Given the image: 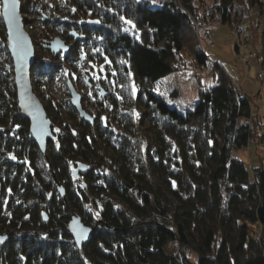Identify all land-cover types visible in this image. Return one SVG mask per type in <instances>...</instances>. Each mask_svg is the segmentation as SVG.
<instances>
[{
	"label": "trees",
	"instance_id": "16d2710c",
	"mask_svg": "<svg viewBox=\"0 0 264 264\" xmlns=\"http://www.w3.org/2000/svg\"><path fill=\"white\" fill-rule=\"evenodd\" d=\"M250 1L264 16V0ZM21 3L23 14L29 5L36 12V3ZM62 3L52 8L69 18L52 11L51 23L64 29L69 48L55 55L44 46L51 53L43 56L32 38V85L41 89L65 64L91 58L107 69L97 82L101 105L90 111V124L69 99L73 123L57 134L60 112L49 98L43 105L54 139L41 152L19 107L0 0V234L7 236L0 264H264V170L249 171L236 157L251 140L264 143L254 97L219 63L215 85L200 87L192 111L181 113L155 93L159 81L188 68L185 53L209 65L190 15L193 0ZM234 4L219 0L220 25L232 23ZM261 43L264 70V29ZM82 165L87 170L75 177ZM73 214L94 227L82 248L68 232Z\"/></svg>",
	"mask_w": 264,
	"mask_h": 264
},
{
	"label": "rangeland",
	"instance_id": "374dc122",
	"mask_svg": "<svg viewBox=\"0 0 264 264\" xmlns=\"http://www.w3.org/2000/svg\"><path fill=\"white\" fill-rule=\"evenodd\" d=\"M29 1L36 3L37 7L35 8L36 12H32L34 6L29 5L28 11L30 12L23 14L24 21L26 20V30L38 43L39 54L49 55L51 52L43 47L50 45V37L68 41L64 37V29L59 27L60 25L51 23V20L54 19L52 11H56L63 20L69 18V11L53 10L52 5L63 6V0ZM146 1L151 2L150 4L154 7H160L163 2L169 0ZM193 2L196 9L195 6H192L195 11L194 13L190 12V15L196 20L195 35L197 42L199 41L210 59L209 65L202 67L194 61L190 52L185 53L181 65L185 59L187 63L185 67L188 66V68L159 81L155 86V93L162 97L171 108H176L181 113L192 111L199 99L200 87L209 88L215 85L214 63H219L238 89L254 97V113L259 115L264 122V70L258 59L262 52L261 36L264 29V16L261 15L257 6L252 5L250 0H235L232 23L220 25L221 15L216 12L219 0H193ZM251 54H255L256 57L251 59L250 67L246 68L242 59L246 58L247 60ZM97 62L99 61L87 58L77 66L67 63L52 79L41 80V89H36L33 86L35 94L43 104L46 105L51 98L57 106L60 112L55 129L57 134L63 131L66 123L70 125L73 123L68 114L67 101L71 99L68 82H72L76 90L85 97V105L89 113L92 114L90 111L95 113L97 106L101 105V90L97 82L102 77H106L107 69L104 64ZM71 72H73L72 75ZM129 79L130 83L133 82L131 77ZM132 87L135 90V81ZM119 96L124 99L123 90L119 91ZM126 102L123 100V106ZM108 108L110 109V105ZM85 110L87 111L86 108ZM263 144V142L256 143L251 140L248 148L236 153V157L246 163L249 171L261 165L264 170ZM260 157L263 158V161ZM168 250L175 252L177 246L173 244ZM188 255L193 262L198 261L197 253L188 252Z\"/></svg>",
	"mask_w": 264,
	"mask_h": 264
},
{
	"label": "water",
	"instance_id": "95a60500",
	"mask_svg": "<svg viewBox=\"0 0 264 264\" xmlns=\"http://www.w3.org/2000/svg\"><path fill=\"white\" fill-rule=\"evenodd\" d=\"M2 1V16L7 31L8 49L14 63L15 84L17 89V99L19 107L24 117L30 121L31 135L38 145L41 152L46 155L50 141L54 139L51 121L47 117L46 109L34 92L32 85V70L36 61V51L32 37L26 30V23L22 13L21 0H15L14 10H10L14 19L10 22L9 15L5 13ZM71 37L79 39L75 33ZM69 48L66 41L61 38H55L47 49L53 54L59 55ZM68 88L71 94V103L78 111L80 118L93 124L94 117L83 107L82 95L76 90L72 82H68ZM87 167L82 165L74 170L77 177L78 172H84ZM55 177V175H54ZM56 180V177H55ZM60 195L65 198L66 191L56 180ZM44 222H49L47 213L43 214ZM68 232L79 248L89 242L94 233V227L86 225L78 214H73L68 224ZM7 236L0 234V245L5 244Z\"/></svg>",
	"mask_w": 264,
	"mask_h": 264
},
{
	"label": "snow or ice",
	"instance_id": "6c2138e0",
	"mask_svg": "<svg viewBox=\"0 0 264 264\" xmlns=\"http://www.w3.org/2000/svg\"><path fill=\"white\" fill-rule=\"evenodd\" d=\"M3 4H4L5 13L9 15V21L11 22L14 19V17L11 15L10 10H14L15 0H3ZM125 22L131 24V21H125Z\"/></svg>",
	"mask_w": 264,
	"mask_h": 264
},
{
	"label": "built area",
	"instance_id": "2783aa9c",
	"mask_svg": "<svg viewBox=\"0 0 264 264\" xmlns=\"http://www.w3.org/2000/svg\"><path fill=\"white\" fill-rule=\"evenodd\" d=\"M254 57H256V55L255 54H251L250 58H248L247 60H246V58H243L242 59L243 62H244V64H245V66H246V68H249L250 67V65H251V59L254 58ZM262 150H264V144H263Z\"/></svg>",
	"mask_w": 264,
	"mask_h": 264
},
{
	"label": "flooded vegetation",
	"instance_id": "af4514ba",
	"mask_svg": "<svg viewBox=\"0 0 264 264\" xmlns=\"http://www.w3.org/2000/svg\"><path fill=\"white\" fill-rule=\"evenodd\" d=\"M83 107H84V105H83ZM85 109V108H84ZM87 112H88V110H87ZM89 113V112H88Z\"/></svg>",
	"mask_w": 264,
	"mask_h": 264
}]
</instances>
